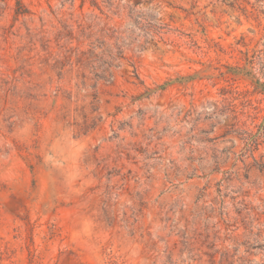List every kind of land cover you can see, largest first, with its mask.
I'll list each match as a JSON object with an SVG mask.
<instances>
[{"label":"rangeland","instance_id":"1","mask_svg":"<svg viewBox=\"0 0 264 264\" xmlns=\"http://www.w3.org/2000/svg\"><path fill=\"white\" fill-rule=\"evenodd\" d=\"M0 264H264V0H0Z\"/></svg>","mask_w":264,"mask_h":264},{"label":"trees","instance_id":"2","mask_svg":"<svg viewBox=\"0 0 264 264\" xmlns=\"http://www.w3.org/2000/svg\"><path fill=\"white\" fill-rule=\"evenodd\" d=\"M94 2V1H93Z\"/></svg>","mask_w":264,"mask_h":264}]
</instances>
